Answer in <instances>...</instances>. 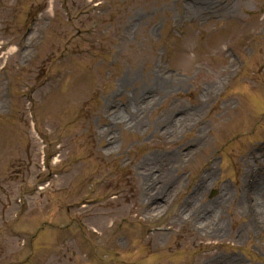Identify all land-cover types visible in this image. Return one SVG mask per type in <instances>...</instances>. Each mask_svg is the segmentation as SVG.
Returning <instances> with one entry per match:
<instances>
[{
  "label": "rangeland",
  "instance_id": "rangeland-1",
  "mask_svg": "<svg viewBox=\"0 0 264 264\" xmlns=\"http://www.w3.org/2000/svg\"><path fill=\"white\" fill-rule=\"evenodd\" d=\"M120 1L0 0V264H260L264 0Z\"/></svg>",
  "mask_w": 264,
  "mask_h": 264
},
{
  "label": "bare ground",
  "instance_id": "bare-ground-1",
  "mask_svg": "<svg viewBox=\"0 0 264 264\" xmlns=\"http://www.w3.org/2000/svg\"><path fill=\"white\" fill-rule=\"evenodd\" d=\"M18 61H20V57L19 56H18ZM225 113L228 114L229 112L225 110Z\"/></svg>",
  "mask_w": 264,
  "mask_h": 264
}]
</instances>
